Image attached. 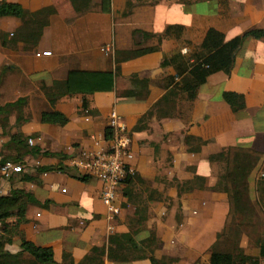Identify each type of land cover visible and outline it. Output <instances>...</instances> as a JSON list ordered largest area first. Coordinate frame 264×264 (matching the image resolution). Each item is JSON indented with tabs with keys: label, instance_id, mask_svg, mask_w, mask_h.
<instances>
[{
	"label": "crops",
	"instance_id": "crops-1",
	"mask_svg": "<svg viewBox=\"0 0 264 264\" xmlns=\"http://www.w3.org/2000/svg\"><path fill=\"white\" fill-rule=\"evenodd\" d=\"M4 1L18 3L26 12L54 10L38 40L26 47L10 39L19 19L0 16V105L24 96L29 117L10 133L28 135V146L55 154L31 155L22 148L21 155L11 157L15 161L5 157L29 166L0 174V194L17 191L21 199L29 194L39 204L26 203L23 213L7 208L9 215L0 226L4 250L19 254L20 260L30 258L19 247L22 237L50 247L53 264L206 262L229 216L224 184L215 187L234 147L257 157L247 190L264 219V38L246 39L230 71L208 75L190 102L163 99L176 65L160 66L163 56L177 52L190 62L209 27L222 32L224 40L250 28L264 29V0H159L134 3L129 11L126 4L132 0H109L108 12L101 10V0ZM168 25L180 26L181 34L159 39ZM134 29L153 35H133ZM152 46L156 49L130 56ZM71 69L115 72L113 88L85 95L88 110L80 106L81 94L50 105L45 91ZM222 91L238 94L235 110L221 98ZM51 110L64 114L67 122H39V113ZM111 111L129 132L133 174L118 189L120 211L109 220L99 180L73 177L76 172L66 166V158L88 146L91 135L103 134ZM43 166L52 168L38 170ZM127 231L133 241L152 233L156 245L151 255L121 263L109 260L108 236Z\"/></svg>",
	"mask_w": 264,
	"mask_h": 264
},
{
	"label": "trees",
	"instance_id": "trees-1",
	"mask_svg": "<svg viewBox=\"0 0 264 264\" xmlns=\"http://www.w3.org/2000/svg\"><path fill=\"white\" fill-rule=\"evenodd\" d=\"M159 0H138L137 3L153 4ZM173 1H188V0H173ZM134 2H128L126 9L133 6ZM101 10L109 11V0H101ZM52 8H42L34 12H26L18 3L0 1V16H12L19 19L20 24L15 31L17 41L24 44L35 43L41 33V28L47 25V16L51 13ZM37 25L39 28H37ZM26 26V28H25ZM37 31L35 32L34 30ZM34 31V32H32ZM182 28L177 25H168L158 35V38H167L181 34ZM34 33V34H32ZM140 33L144 37L152 36L148 32L140 30H132V34ZM3 36V35H2ZM18 36V39H17ZM264 38V29L250 28L242 33L235 35L227 40H224L223 33L213 27H209L204 32V35L192 53H190L191 61L183 60L179 52L172 54L169 57L163 56L160 61V66L174 63L176 65V73L170 77L167 82L166 92L163 99L174 97L178 100L190 102L196 96L197 90L202 85L206 77L211 73L221 71L228 73L232 67L236 51L243 45L248 38ZM1 38V35H0ZM2 39V38H1ZM156 47H148L139 51H132L130 56H136L141 53L153 51ZM179 66V67H177ZM114 73L112 71H90V70H68L63 80H53L50 89L45 91V97L50 105H53L59 99L74 94H81V108L88 110V102L85 95L92 94L96 91H110L113 88ZM176 78V80L174 79ZM221 98L235 110L238 101V94L231 91H222ZM26 99L24 96L17 97L13 101L5 102L0 105V127L2 131L0 135H6L3 130L6 127L9 114L16 112L13 124H18L26 118L20 115L21 108L25 105ZM39 122L64 125L67 118L59 111H41L39 113ZM108 127L104 128V135H108ZM28 135H23L20 132L9 133L8 140L5 146L12 145L15 147L24 148V153L38 152L42 155H55L46 150H41L37 146H28ZM229 162L226 173L220 177L215 188L219 184H224L222 190H225L228 196L229 213L240 215H256V210L251 204L247 190V176L254 165L257 157L251 152L241 148H229ZM5 161V158L0 160V163ZM15 161V160H12ZM52 167L43 166L38 170L45 171ZM60 170L66 171L65 167H59ZM73 177L85 180V176L71 174ZM131 178V177H130ZM128 178L126 182H129ZM22 179L29 180L30 176L23 175ZM125 194V192H124ZM26 203H38L34 197L27 194L24 199H21L17 191H10L8 194H0V225L8 217L9 206H14L20 213L24 212ZM5 225V223H4ZM3 225V226H4ZM231 230V229H230ZM135 232V231H134ZM223 234V229L216 234V240ZM2 239V240H1ZM6 239L0 236V264H53L52 250L50 247L36 246L32 242L20 237L19 247L21 251L26 252L30 258L23 260L19 259V254H10L3 249V244ZM9 241V239H7ZM156 242L152 233L145 239L133 241L130 231L125 233H113L107 238L106 257L116 263L127 262L133 259L144 258L151 255ZM257 253L255 256L249 255L240 247L233 246L232 250H217L213 243L208 252L206 262L197 264H259V261L264 260V239L256 240ZM103 251V250H102ZM162 264H165L162 262Z\"/></svg>",
	"mask_w": 264,
	"mask_h": 264
},
{
	"label": "built area",
	"instance_id": "built-area-1",
	"mask_svg": "<svg viewBox=\"0 0 264 264\" xmlns=\"http://www.w3.org/2000/svg\"><path fill=\"white\" fill-rule=\"evenodd\" d=\"M42 54H48L43 51ZM108 135H91L90 144L78 149L66 158V166L73 169L77 175L96 178L101 183L99 198L105 206L107 218L113 219L120 211L117 192L133 174L130 166L132 151L130 149V135L119 116L111 111L107 123ZM31 144V138H27ZM8 171L20 172L19 164L10 160L0 163V174ZM111 229V226L108 227Z\"/></svg>",
	"mask_w": 264,
	"mask_h": 264
},
{
	"label": "rangeland",
	"instance_id": "rangeland-1",
	"mask_svg": "<svg viewBox=\"0 0 264 264\" xmlns=\"http://www.w3.org/2000/svg\"><path fill=\"white\" fill-rule=\"evenodd\" d=\"M132 2L137 3L138 0H132ZM53 14H54V10H52L51 13L47 16V20H49ZM45 26H43L41 30H43ZM37 28H39L38 25H37ZM34 31L36 32L37 29ZM45 38L46 37H44V40H46ZM10 39L12 42L16 41L15 35L13 34ZM17 39H18V36H17ZM26 46H27L26 44H23V47H26ZM24 107L25 106L21 108L20 115L22 116V118L27 119L30 113L28 111V108L26 109ZM15 115H16L15 111L9 114L6 127L3 128V130L6 131L7 134L0 135V160L5 157L6 158L9 157V159H11V157L14 155H21V152L23 151L21 147L14 148L12 145L5 146V142L1 141V140H5L8 137V134L10 133V131H13V130L15 131L16 129H18L17 126L13 124V122L11 123V120L13 116L15 117ZM1 131H2V125L0 127V132ZM28 145H31V144H28ZM17 164L20 165L21 169L29 166L28 162L22 159ZM258 238L264 239V219L260 216V213L256 210L255 216L254 215L246 216V215H240L238 213L236 214L229 213V216L226 220V224L224 225V228H223V234L219 238H217V240L215 239L213 243L215 244V248L217 250L231 251L233 246L234 248L237 246V247L242 248V250L246 252L247 254L253 255L257 251L256 240ZM24 261L26 260L24 259L23 262ZM194 264H197V263H194ZM259 264H264V262L261 260L259 261Z\"/></svg>",
	"mask_w": 264,
	"mask_h": 264
}]
</instances>
